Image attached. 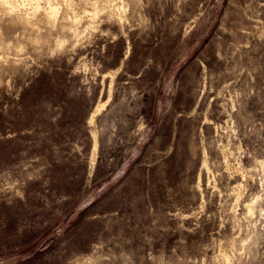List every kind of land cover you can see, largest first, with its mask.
<instances>
[{
  "label": "rangeland",
  "instance_id": "374dc122",
  "mask_svg": "<svg viewBox=\"0 0 264 264\" xmlns=\"http://www.w3.org/2000/svg\"><path fill=\"white\" fill-rule=\"evenodd\" d=\"M0 264H264V0H0Z\"/></svg>",
  "mask_w": 264,
  "mask_h": 264
},
{
  "label": "bare ground",
  "instance_id": "6f19581e",
  "mask_svg": "<svg viewBox=\"0 0 264 264\" xmlns=\"http://www.w3.org/2000/svg\"><path fill=\"white\" fill-rule=\"evenodd\" d=\"M11 8H13V6L11 7ZM10 9V8H9ZM12 11V10H11Z\"/></svg>",
  "mask_w": 264,
  "mask_h": 264
}]
</instances>
